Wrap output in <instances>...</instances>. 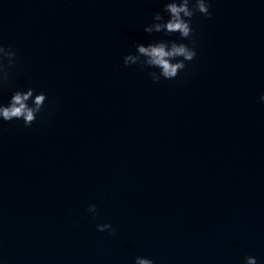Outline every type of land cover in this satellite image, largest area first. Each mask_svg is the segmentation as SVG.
Segmentation results:
<instances>
[{
  "label": "water",
  "instance_id": "1",
  "mask_svg": "<svg viewBox=\"0 0 264 264\" xmlns=\"http://www.w3.org/2000/svg\"><path fill=\"white\" fill-rule=\"evenodd\" d=\"M164 3L0 0V104L48 97L0 120V264H264V0H210L196 58L154 82L124 57L180 39L144 31Z\"/></svg>",
  "mask_w": 264,
  "mask_h": 264
},
{
  "label": "clouds",
  "instance_id": "2",
  "mask_svg": "<svg viewBox=\"0 0 264 264\" xmlns=\"http://www.w3.org/2000/svg\"><path fill=\"white\" fill-rule=\"evenodd\" d=\"M197 13L211 18L210 0H165L162 12H156L153 22L148 24L144 31L152 33L163 32L165 36L179 33L180 39L159 40L148 43H138L136 52L124 57V65H140L145 68L159 69L151 71L149 75L154 82L161 78L173 80L181 71L188 67L187 62L193 61L197 56L194 29L192 20ZM165 16L168 18L166 19ZM184 41H191V47ZM17 53L11 46L0 44V91L12 86L14 69L16 66ZM47 94L40 92L36 94L34 88L27 91L16 90L7 105L0 104V120L11 122L23 120L25 127H30L37 121L38 114L43 111L47 101ZM264 100V97H261ZM31 102V103H30ZM88 211L93 216L98 215L95 204L88 206ZM100 232L108 231L115 234V229L110 223L97 225ZM135 264H154L150 258L137 256ZM245 264H258L255 256L245 257Z\"/></svg>",
  "mask_w": 264,
  "mask_h": 264
}]
</instances>
